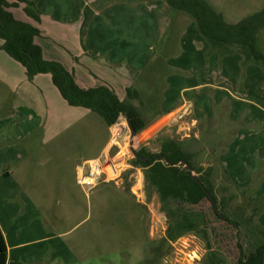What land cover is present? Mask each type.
Returning a JSON list of instances; mask_svg holds the SVG:
<instances>
[{
	"label": "crops",
	"instance_id": "0c3cea01",
	"mask_svg": "<svg viewBox=\"0 0 264 264\" xmlns=\"http://www.w3.org/2000/svg\"><path fill=\"white\" fill-rule=\"evenodd\" d=\"M75 2L78 3L71 10L65 9L74 16L72 22H59L64 30L59 36L71 45L65 53L73 70H84L80 60L91 56V66L98 67L95 69L99 75L92 74L90 84L76 78L81 87L107 85L125 100L127 93L123 97L122 92H127L140 76L151 74L150 87L159 115L174 119L180 113H194L193 123H203L195 139L212 150L211 154L225 150L223 162L231 181L234 183L240 173L243 182L239 186L250 187L254 179L260 178L258 190L260 186L264 188V64L256 63L242 49L226 54L211 49L195 20L174 11L166 0ZM87 20H91L89 30L82 32ZM47 31L41 30L42 35L48 37ZM55 37L56 33H51V44L56 43ZM89 41L98 44L96 52L80 48ZM2 44L0 38V120L4 128L17 139L32 130L41 133L44 126L45 136L49 137L51 124L67 125L71 119L66 117L67 111L82 108L67 104L50 75H39L29 82L24 67L2 50ZM107 44L112 47L108 49ZM25 92H31L27 98L38 112L20 107ZM24 121L27 124L23 126ZM35 132L22 142L23 150H0V181L15 182L13 189L0 190V231L7 248L6 264H79L81 251L86 252L87 246L80 248L77 255V244H51V219L30 227L24 220L10 219L25 202L32 206L31 198L24 197L23 184L33 178L37 156L46 154L53 162L58 161L57 150H36L32 146ZM73 161L75 169L81 161ZM52 196V201L59 202V194L53 192ZM26 215L29 217L31 211ZM55 219L53 224L58 226L66 223L63 214ZM82 223H76L65 235H71ZM74 241L81 242L82 236Z\"/></svg>",
	"mask_w": 264,
	"mask_h": 264
},
{
	"label": "rangeland",
	"instance_id": "374dc122",
	"mask_svg": "<svg viewBox=\"0 0 264 264\" xmlns=\"http://www.w3.org/2000/svg\"><path fill=\"white\" fill-rule=\"evenodd\" d=\"M27 1L35 5L40 14L39 20H35L27 13V5L23 2L14 3L16 6L10 10L19 21L39 29L40 35L36 38V42L43 48L44 59L62 64L66 70L73 74L75 72V78L83 79L85 84H90L89 78L94 79L93 75H98L95 69L98 67L91 66L92 57L80 60L83 62L84 70H73L70 67L73 63L65 53L71 45L63 42L65 37L59 36L64 34L59 22L70 21L74 16V12L65 11L66 7L71 10L78 2L75 0ZM207 1L222 12L227 22L231 24H236L264 8V0ZM90 22L91 20H87L84 23L82 32H88ZM43 29L48 30L50 34L48 37L42 35ZM51 33H56L55 44H51ZM98 47V44L91 41L80 44V48L86 51L96 52ZM106 47L110 49L112 44H107ZM259 48L264 53V29L259 34ZM152 81L151 74H144L136 79L131 87L140 94L138 99L132 100L131 103L138 108L148 124V127L135 138L136 150L145 147L151 153L158 154L166 139L182 143L184 149L192 153L197 166L205 169L213 166L212 179L216 185L218 198L219 200L226 198L231 213H249L251 205L255 202L260 200L263 203L262 212L257 220L264 228V188L260 186L258 190L257 187L261 183L260 178L254 179L250 187L239 186V183L243 182L240 180L242 174L239 173V177L233 183L225 171L226 164L223 162L225 150H216V155L211 154L212 150H207L204 143L195 139L198 130L203 128V123H193V119L196 118L194 113L189 116L180 113L174 119L159 115L156 99L150 87ZM30 93L25 92L23 100L19 103L20 107L28 110L27 112L31 110L33 113L37 111V106H33L31 100L27 98ZM126 93V91L122 92V96L125 97ZM34 103L39 105L35 101ZM81 110L83 109L67 111L66 117L71 119H68V124L65 126L51 124L49 137L45 136L46 129L43 126L41 133L32 130L26 134L28 136L21 134L16 139L11 132L6 131L5 123L0 120V150H23L22 142L35 132L32 146L36 147V150H57L55 158L60 161L53 162L46 154L37 156L35 162L37 170L33 178L23 184L24 197L31 198L32 206L29 207L25 202L15 215H11L10 219L13 222L24 220L25 226L30 227L35 222L51 219V244H77V255L80 254V248L87 246L86 252L81 251L82 260H78L79 264H206L209 247L220 256L223 264H237L240 234L234 233V230L224 223L212 221L208 238L202 234H187L173 243L168 255H164L168 251V247L164 245L161 250L163 255H160L156 248L160 246L166 235L168 220L161 211L157 195H149L146 192L144 169L136 166L133 159H129L127 155L124 174L117 182L101 184L88 194L77 186L75 182L79 169L89 160L105 155L112 144L113 134H117L118 144L115 142L109 155L116 158L124 157L128 149L133 155L129 146L130 129L125 117L108 127L99 115L84 113L85 109ZM26 119L30 120V116H26ZM25 124L27 121L22 125ZM119 125L122 127L121 130ZM224 143L227 144V141ZM229 157L232 158V155ZM74 159L76 162L81 161L76 163L75 169ZM14 186L15 182L0 181V190L7 191ZM53 192L59 194L57 198L59 202L52 201ZM231 195H235L236 198L228 201ZM210 208L208 202H204L201 206V209L207 212H210ZM28 211H31L29 217L26 215ZM60 214L65 216L66 223L59 226L53 224L56 220L55 216ZM80 221L83 223L78 230H74L71 235H65ZM54 227L56 229L53 230ZM79 236H82V241H74ZM241 237L244 238L243 235Z\"/></svg>",
	"mask_w": 264,
	"mask_h": 264
},
{
	"label": "trees",
	"instance_id": "16d2710c",
	"mask_svg": "<svg viewBox=\"0 0 264 264\" xmlns=\"http://www.w3.org/2000/svg\"><path fill=\"white\" fill-rule=\"evenodd\" d=\"M16 1L25 3L27 13L35 20L40 19V14L32 2ZM166 2L177 13L186 14L195 20L200 34L211 49L222 54L242 49L256 63L264 64V53L259 48V34L264 29V8L236 24H231L207 0ZM14 6L16 4L8 0H0L2 50L24 67L29 82L33 83L39 75H50L54 86L69 106L99 115L108 127L119 122L122 117H129L137 134L148 127L141 112L131 103L138 99V90L128 88L126 100H121L116 91L107 85L81 87L74 74L62 64L44 59L43 48L36 42L40 35L39 29L16 19L10 10ZM137 153L139 157L133 161L136 166L144 169L146 192L157 195L161 211L168 220L166 235L156 248L160 255H163L161 250L164 245L168 247L164 255H168L173 243L187 234H202L208 238L212 221L224 223L234 233L240 234L237 264H264V228L257 220L263 209L260 200L251 205L249 213H231L226 198H218L212 179L213 166L206 169L197 166L192 153L187 152L182 143L166 139L158 154L151 153L145 147L140 148ZM185 161L191 165L193 172L186 169ZM193 174L198 177L199 182L193 179ZM234 198L236 196L231 195L228 201ZM204 202L211 205L210 212L201 209ZM6 257L7 248L0 231V264H6ZM205 263L223 264V260L209 247Z\"/></svg>",
	"mask_w": 264,
	"mask_h": 264
},
{
	"label": "built area",
	"instance_id": "2783aa9c",
	"mask_svg": "<svg viewBox=\"0 0 264 264\" xmlns=\"http://www.w3.org/2000/svg\"><path fill=\"white\" fill-rule=\"evenodd\" d=\"M119 129L122 127L119 125ZM117 134H113V140L109 150L100 157L89 160L84 166L79 169L76 178V184L82 188L88 194L91 190L98 187L101 184H107L117 182L124 174L126 166V155L129 159H134V155L131 154L128 149L124 153V157L116 158L109 155L111 148L117 142ZM131 131L129 132V146L132 151ZM116 142V143H115ZM118 144V143H117ZM135 146V144H134ZM133 153V152H132Z\"/></svg>",
	"mask_w": 264,
	"mask_h": 264
},
{
	"label": "water",
	"instance_id": "95a60500",
	"mask_svg": "<svg viewBox=\"0 0 264 264\" xmlns=\"http://www.w3.org/2000/svg\"><path fill=\"white\" fill-rule=\"evenodd\" d=\"M126 120H127V122H128L129 129H130V131H131V141H130V144H131V146H132V152H133L134 157H135V158H138L139 155H138L137 150H136V148H135V146H134V144H135V138H136V136H137V132H136V131L134 130V128L132 127V124H131L130 121H129V117H126ZM185 166H186V169H187V170L193 172V168L191 167V165H190L187 161H185ZM193 179L199 182V179H198V177H197L195 174H193Z\"/></svg>",
	"mask_w": 264,
	"mask_h": 264
}]
</instances>
